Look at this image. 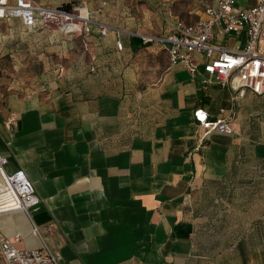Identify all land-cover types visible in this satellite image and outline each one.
<instances>
[{
    "label": "crops",
    "instance_id": "1",
    "mask_svg": "<svg viewBox=\"0 0 264 264\" xmlns=\"http://www.w3.org/2000/svg\"><path fill=\"white\" fill-rule=\"evenodd\" d=\"M105 10L94 16L121 33L102 37L95 30L86 38L88 50L84 38L55 30L77 37L89 64L18 60L17 69L43 65V72L26 89L0 94L5 169L24 170L40 198L30 214H0V242L47 246L60 264H200L199 234L216 189L264 179V93L239 97L213 78L204 83L210 76L203 54H196L198 72L190 74L171 65L160 44H145L141 34L152 33L136 31L133 21L126 28V19L96 16ZM1 20L42 29L20 18ZM174 23L159 35L172 32ZM246 41L244 31L214 39L228 49ZM258 50L264 54V40ZM198 109L210 120L227 118L234 132H207L195 118ZM6 201L0 197V207Z\"/></svg>",
    "mask_w": 264,
    "mask_h": 264
},
{
    "label": "built area",
    "instance_id": "2",
    "mask_svg": "<svg viewBox=\"0 0 264 264\" xmlns=\"http://www.w3.org/2000/svg\"><path fill=\"white\" fill-rule=\"evenodd\" d=\"M237 0H214L193 22L177 19L173 30L165 35L141 34L145 44L158 43L168 52L171 65H182L190 74L198 72L200 59L197 53L204 55L205 71L222 85H230L243 97L247 90L254 94L264 93V54L258 50V44L264 40V0H258L254 5L241 7ZM107 2L102 1L95 9L102 13ZM5 18H20L27 27L50 28L65 34L84 38L88 50V38L95 30L105 37L110 32L117 34L121 30L115 28L94 16V12L82 6H52L38 0H0V20ZM246 32L247 41L244 47L228 49L214 42L217 36L231 33ZM118 49L123 48V42L117 41ZM95 59L94 56L91 58ZM91 70L95 67L92 65ZM65 66H59L63 73ZM224 111L223 109L221 110ZM196 120L207 132L217 131L232 134L234 128L227 118L210 120L203 109L195 111ZM8 158L0 154V175L5 182V189L0 190V197L7 200V205L0 207V214L8 210H21L30 214V210L40 203L35 187L20 169L9 173L5 166ZM8 195L16 198L9 204ZM52 230V227L49 228ZM37 230V228H36ZM20 234L16 235V239ZM2 262L0 264H60L59 256L50 248L42 249L20 248L8 238L0 242Z\"/></svg>",
    "mask_w": 264,
    "mask_h": 264
},
{
    "label": "rangeland",
    "instance_id": "3",
    "mask_svg": "<svg viewBox=\"0 0 264 264\" xmlns=\"http://www.w3.org/2000/svg\"><path fill=\"white\" fill-rule=\"evenodd\" d=\"M51 5L82 6L94 11L104 0H40ZM106 10L96 16H114L131 21L136 31L162 34L177 19L195 21L214 0H105ZM243 3L238 0L237 5ZM126 16V17H125ZM0 20V94L12 86L26 89L38 79V68H16L18 60L48 58L55 64L82 60L89 64L77 37L66 38L50 28L23 30L17 20ZM131 27V26H130ZM17 90V89H16ZM19 90V89H18ZM246 176H250L247 173ZM236 190L233 184L226 192L217 188L210 221L200 231L202 250L200 264H264V179L258 184L243 180ZM218 187V185L216 186ZM224 193L226 195L224 196Z\"/></svg>",
    "mask_w": 264,
    "mask_h": 264
},
{
    "label": "bare ground",
    "instance_id": "4",
    "mask_svg": "<svg viewBox=\"0 0 264 264\" xmlns=\"http://www.w3.org/2000/svg\"><path fill=\"white\" fill-rule=\"evenodd\" d=\"M0 185L1 186H3V187H5V182H4V179H3V177L0 175ZM12 196V198H13V202L15 201V197H14V195H11ZM13 202H12V204H13Z\"/></svg>",
    "mask_w": 264,
    "mask_h": 264
},
{
    "label": "trees",
    "instance_id": "5",
    "mask_svg": "<svg viewBox=\"0 0 264 264\" xmlns=\"http://www.w3.org/2000/svg\"><path fill=\"white\" fill-rule=\"evenodd\" d=\"M64 7H69L68 5H64Z\"/></svg>",
    "mask_w": 264,
    "mask_h": 264
}]
</instances>
